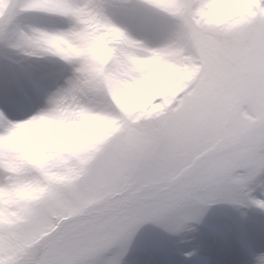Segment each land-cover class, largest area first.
I'll list each match as a JSON object with an SVG mask.
<instances>
[{
    "label": "snow or ice",
    "instance_id": "6c2138e0",
    "mask_svg": "<svg viewBox=\"0 0 264 264\" xmlns=\"http://www.w3.org/2000/svg\"><path fill=\"white\" fill-rule=\"evenodd\" d=\"M217 204L264 216V0H0V264H131L149 226L192 260Z\"/></svg>",
    "mask_w": 264,
    "mask_h": 264
},
{
    "label": "rangeland",
    "instance_id": "374dc122",
    "mask_svg": "<svg viewBox=\"0 0 264 264\" xmlns=\"http://www.w3.org/2000/svg\"><path fill=\"white\" fill-rule=\"evenodd\" d=\"M195 240L189 247H200V257L185 260L175 251V238L158 228L149 226L137 237L129 257L131 264H241L237 251L241 234H258L264 230V216L249 213L247 221L227 204L212 206L198 226Z\"/></svg>",
    "mask_w": 264,
    "mask_h": 264
},
{
    "label": "clouds",
    "instance_id": "9594fccd",
    "mask_svg": "<svg viewBox=\"0 0 264 264\" xmlns=\"http://www.w3.org/2000/svg\"><path fill=\"white\" fill-rule=\"evenodd\" d=\"M149 96H150V94L146 93V92L138 93L136 96H134V97L129 99V103H132V104H145V103L148 102ZM50 131H54V130H50ZM79 132L81 134L87 136L91 132V129L85 125V126H83V127H81L79 129Z\"/></svg>",
    "mask_w": 264,
    "mask_h": 264
}]
</instances>
